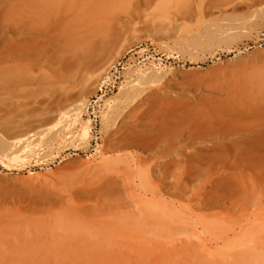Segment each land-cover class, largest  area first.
Wrapping results in <instances>:
<instances>
[{"label": "rangeland", "instance_id": "obj_1", "mask_svg": "<svg viewBox=\"0 0 264 264\" xmlns=\"http://www.w3.org/2000/svg\"><path fill=\"white\" fill-rule=\"evenodd\" d=\"M0 78V264H264L261 171L223 152L201 206L186 170L189 131L264 108V0H0Z\"/></svg>", "mask_w": 264, "mask_h": 264}, {"label": "bare ground", "instance_id": "obj_2", "mask_svg": "<svg viewBox=\"0 0 264 264\" xmlns=\"http://www.w3.org/2000/svg\"><path fill=\"white\" fill-rule=\"evenodd\" d=\"M13 31L16 32L15 28ZM24 46L25 44H21V46L13 44L10 53H13L16 58L23 56L26 51ZM92 50L83 51L80 55L77 54L79 55L78 58L80 57L81 60L90 62L91 60L89 57L93 54ZM75 51L78 52L77 50ZM84 73L86 74V72ZM85 74L83 75L84 77ZM178 135H184V131L179 130ZM186 135L191 143L198 145L194 151L195 159L193 160L195 162L192 163L191 158V160H187L189 163L186 165L188 166L186 170L190 172V177L195 176L198 181H202L198 186L193 188L190 194L192 201L204 206L216 200V192L221 184V175L226 173L227 169H234V165L222 164L219 162V158L222 156L223 152L226 153L225 155H228L227 153L232 155L236 152L239 154V157H242L243 162H245L243 169L240 163H238L239 170L243 174H245L247 170L250 172L254 170L261 171L260 176H254L255 180L251 183L244 182L243 180L245 194H243L244 198L241 201L245 202L248 206H256L264 203V181L260 180L264 178V108L246 106L243 111L233 113L229 122L215 125L200 124ZM3 146H5V144H3ZM233 200L237 201V199H232V202Z\"/></svg>", "mask_w": 264, "mask_h": 264}, {"label": "built area", "instance_id": "obj_3", "mask_svg": "<svg viewBox=\"0 0 264 264\" xmlns=\"http://www.w3.org/2000/svg\"><path fill=\"white\" fill-rule=\"evenodd\" d=\"M131 53H133V51H130L123 58L114 61L109 66L101 81V85L98 90V99L108 96L111 92H114V90L118 88L120 82L122 81L124 71L135 64L133 60L134 54Z\"/></svg>", "mask_w": 264, "mask_h": 264}]
</instances>
